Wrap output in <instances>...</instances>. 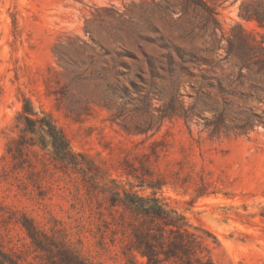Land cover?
Wrapping results in <instances>:
<instances>
[{
  "label": "rangeland",
  "instance_id": "374dc122",
  "mask_svg": "<svg viewBox=\"0 0 264 264\" xmlns=\"http://www.w3.org/2000/svg\"><path fill=\"white\" fill-rule=\"evenodd\" d=\"M206 1L222 44L240 29L261 39L264 28L240 14L252 0ZM186 4L0 0V241L23 264H60L65 246L90 264H131L133 227L142 217L112 206L106 187L156 195L175 208L216 264H264V126L249 135L212 137L202 121L188 127L174 118L152 137L129 135L105 105L107 83L134 78L132 72L118 76L125 71L120 62L133 66L144 53L161 57L164 43L196 52L211 45L214 38L200 29L202 13L192 7L182 15ZM24 97L48 113L73 150L99 171L65 173L39 147L24 148L21 161L16 140ZM136 97L131 89L117 101L133 110ZM10 215L28 216L52 241L41 234V244L33 245L20 224L7 221Z\"/></svg>",
  "mask_w": 264,
  "mask_h": 264
},
{
  "label": "trees",
  "instance_id": "16d2710c",
  "mask_svg": "<svg viewBox=\"0 0 264 264\" xmlns=\"http://www.w3.org/2000/svg\"><path fill=\"white\" fill-rule=\"evenodd\" d=\"M185 1L193 5L181 6L182 15H189L192 7L202 13L204 25L200 29L204 35L214 38L211 45L200 49L201 53L164 43L165 52L161 57L144 53L145 59L135 58L133 66L120 62L125 71H117L118 76L132 72L134 78L128 79L129 84L107 83L105 105L115 109L114 120H118L129 135L152 137L164 121L174 118H181L188 127L202 121L212 137L249 135L256 127L264 126V109H261L264 106V34L258 40L240 29L233 31L226 38V44H222V40L216 38L218 25L214 9L206 0ZM240 14L264 28V1L252 0L244 4ZM222 48L224 56L219 54ZM128 53L120 52L119 56ZM59 60L68 64L63 56ZM131 89L137 95L133 110L127 109L126 102L117 101V98L129 96ZM132 111L135 113L131 114ZM18 122L22 126L20 138L16 140L21 161L24 148L39 147L48 152L57 168L65 173L73 171L87 175L99 171L86 154L73 150L69 138L53 118L45 111H36L26 97ZM8 151L13 154L11 146ZM106 190L112 193V206L142 217L133 227L131 264H216L203 239L189 230L186 217L162 199L156 195L143 196L133 190L124 191L123 195L119 189L106 187ZM8 217L7 221L24 228L33 245L41 244L40 235L44 233L34 220L26 215L21 219ZM1 219L4 221L5 217L2 215ZM44 237L52 241L51 236L44 234ZM60 252H63L60 264H90L66 246L60 248ZM22 260L0 241V264H23Z\"/></svg>",
  "mask_w": 264,
  "mask_h": 264
}]
</instances>
